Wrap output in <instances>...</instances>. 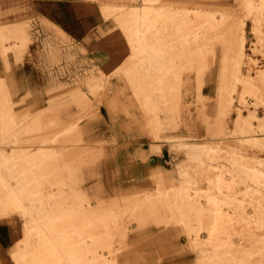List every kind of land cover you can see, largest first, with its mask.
<instances>
[{"label":"rangeland","instance_id":"rangeland-1","mask_svg":"<svg viewBox=\"0 0 264 264\" xmlns=\"http://www.w3.org/2000/svg\"><path fill=\"white\" fill-rule=\"evenodd\" d=\"M97 1L106 53L46 23L0 38L40 47L48 81L19 117L0 79V216L22 227L9 264H145V228L170 225L179 264H264V0ZM132 140L171 157L133 166Z\"/></svg>","mask_w":264,"mask_h":264},{"label":"crops","instance_id":"crops-1","mask_svg":"<svg viewBox=\"0 0 264 264\" xmlns=\"http://www.w3.org/2000/svg\"><path fill=\"white\" fill-rule=\"evenodd\" d=\"M219 3L226 6L232 4V1L221 0ZM133 5L141 8L143 4H132L122 13L123 20L133 21V12L136 17H142L139 11H133ZM107 9L108 6L104 5V2L99 3L97 0H0V38L21 35L25 43L28 40L22 28L25 22L46 23L56 27V31L63 38L80 45L85 44L91 54L106 53L99 43L98 33L109 27L107 23L110 19L104 18L102 13H106ZM5 47V43L0 46V79L5 86L6 96L11 102L17 103L12 111L19 117L25 116L24 113L35 116L40 113L42 103L46 99L45 86L48 85L42 74L41 49L36 45H27L23 49L14 48L11 51L4 50ZM24 91L28 95L21 101ZM70 91L71 89L67 88L60 90L54 88V91L50 92V98L67 95ZM3 114H0L1 118L4 117ZM149 145L147 142L132 140L133 166L154 167L170 159L171 156L164 144L160 147V157L148 154ZM146 173L148 172L139 169L133 170L132 180L141 181ZM145 230V264L182 262L179 255L183 250L182 240L175 238L178 227L150 226ZM21 231V222L17 216L12 214L0 216V264H9V254L16 241L21 238ZM187 260L190 259L187 257Z\"/></svg>","mask_w":264,"mask_h":264}]
</instances>
